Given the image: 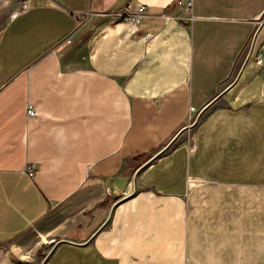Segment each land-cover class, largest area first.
<instances>
[{"label":"crops","instance_id":"crops-1","mask_svg":"<svg viewBox=\"0 0 264 264\" xmlns=\"http://www.w3.org/2000/svg\"><path fill=\"white\" fill-rule=\"evenodd\" d=\"M176 1L0 0V264H264V0Z\"/></svg>","mask_w":264,"mask_h":264},{"label":"built area","instance_id":"built-area-1","mask_svg":"<svg viewBox=\"0 0 264 264\" xmlns=\"http://www.w3.org/2000/svg\"><path fill=\"white\" fill-rule=\"evenodd\" d=\"M175 8H178L181 10L182 12V17H177L173 12L172 13H163L161 15V18L163 19V21L167 22L170 20H193V15H192V0H177L175 2ZM27 5L25 2H22L18 5V8L16 9V11L14 13L11 14L10 18L11 20H14L18 15L23 14L27 11ZM114 17L127 24L130 25L132 27L137 28L139 26V24L141 23V21H143L144 19L148 18L149 16L146 13V8L145 6H138V7H134L131 4H128L124 7V9L119 12L114 14ZM255 62L258 66H261L262 64V59L260 54H257L255 56ZM26 115L28 118H32L35 116V109L33 107H31L30 105L27 106V111H26ZM25 171L27 172L28 176L30 178H33L35 175V169L34 166L32 164L27 165L25 167Z\"/></svg>","mask_w":264,"mask_h":264},{"label":"water","instance_id":"water-1","mask_svg":"<svg viewBox=\"0 0 264 264\" xmlns=\"http://www.w3.org/2000/svg\"><path fill=\"white\" fill-rule=\"evenodd\" d=\"M262 23H264V19H263ZM261 25H262V24H261ZM259 30H260V29H258V31L256 32V34L254 35V38H253V40H252V43H251V46H250V49H249V53H248V55H247V57H246V59H245V63L249 60V58H250V56H251V53H252V50H253V46H254V42H255V38H256L257 33L259 32ZM203 110H205V108H204ZM203 110H202L201 112H203ZM201 112L198 114L197 120L199 119L200 115L202 114ZM197 120H196V121H197ZM186 129H187V127L181 129V130H180V131L174 136V138L172 139V141L169 143L168 147L171 146L172 143H174V142L176 141V139L180 136V134H181L182 132H184ZM159 154H160V153H159ZM159 154H158V155H159ZM158 155H157V156H158ZM143 167H144V166H143ZM143 167H142V168H143ZM139 170H140V169H139ZM107 222H108V221H106V222L104 223L103 226H105V225L107 224ZM59 243H60V241L56 242V241H54V240H51V241L48 242V246H49V247H52V248H51L49 254L46 256V258H45V260L43 261L42 264H45V261L47 260V258L49 257V255L52 253V251L55 249V247H56ZM65 243H67V242H65Z\"/></svg>","mask_w":264,"mask_h":264},{"label":"rangeland","instance_id":"rangeland-1","mask_svg":"<svg viewBox=\"0 0 264 264\" xmlns=\"http://www.w3.org/2000/svg\"><path fill=\"white\" fill-rule=\"evenodd\" d=\"M43 262V261H42ZM42 264V263H41Z\"/></svg>","mask_w":264,"mask_h":264}]
</instances>
